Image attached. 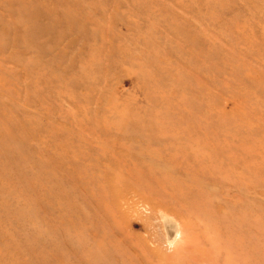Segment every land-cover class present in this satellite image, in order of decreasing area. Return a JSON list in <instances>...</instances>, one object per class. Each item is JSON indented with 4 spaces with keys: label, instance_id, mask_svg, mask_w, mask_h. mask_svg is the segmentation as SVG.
<instances>
[{
    "label": "rangeland",
    "instance_id": "rangeland-1",
    "mask_svg": "<svg viewBox=\"0 0 264 264\" xmlns=\"http://www.w3.org/2000/svg\"><path fill=\"white\" fill-rule=\"evenodd\" d=\"M0 264H264V0H0Z\"/></svg>",
    "mask_w": 264,
    "mask_h": 264
}]
</instances>
